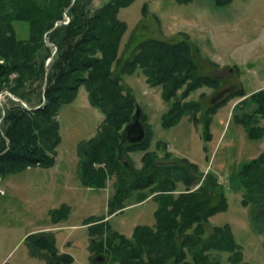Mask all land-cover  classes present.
<instances>
[{"label":"trees","instance_id":"1","mask_svg":"<svg viewBox=\"0 0 264 264\" xmlns=\"http://www.w3.org/2000/svg\"><path fill=\"white\" fill-rule=\"evenodd\" d=\"M133 1L109 0L95 6L93 0H0V93L8 91L6 102L0 100V179L30 166L56 163L62 141L61 107L73 102L85 86L91 104L104 113V120L94 136L77 144L81 182L103 188L117 175L115 193L108 200L109 214L124 211L125 200L135 195L139 202L153 194L158 203L155 224H138L131 236L106 227L108 220L103 217L87 218L90 247L107 256L100 264H219L211 259L214 249L233 252V262L247 264L241 262L242 248L229 223L205 237L210 216L229 208L225 191L215 180L207 181L218 191L219 201H214L207 185L195 188L203 178L197 163L175 157L167 164L155 150H149L144 144L153 138V130L144 111L146 138L139 143L123 142L139 103L133 89L125 85L124 76L140 68L147 82L161 87L162 97L170 103L162 116L163 127H171L189 114L196 124L205 121L207 141L218 109L231 98L249 92L241 87L206 107L201 100L184 101L199 86H221L218 78L201 74L197 47L187 39L148 37L138 43L132 56L122 58L128 23L119 13ZM232 1L215 0L221 6ZM17 22L28 29V35H20ZM252 97L258 105L255 110L235 113L234 118L251 139H262L264 90ZM121 147L123 155L126 150L146 151L143 171L134 179L127 180L126 176L134 175L136 168L134 174L123 175L130 163L121 161ZM164 147L170 156L167 144ZM205 150L209 159L208 145ZM240 179L246 192L244 206L264 198V151L245 161ZM178 182H184L186 189L176 192ZM69 211L70 207L63 204L51 212L58 213L56 222ZM27 239L33 255L44 257L49 264L75 260L72 254L60 251L53 231L31 233Z\"/></svg>","mask_w":264,"mask_h":264},{"label":"rangeland","instance_id":"2","mask_svg":"<svg viewBox=\"0 0 264 264\" xmlns=\"http://www.w3.org/2000/svg\"><path fill=\"white\" fill-rule=\"evenodd\" d=\"M107 1L93 0V3L99 6ZM119 17L128 23L121 46L122 58L132 56L138 43L152 36L171 41L187 39L197 47L201 74L218 78L221 86L218 89L199 86L184 101L201 100L206 107L241 87L249 92L244 97L231 98L218 109L211 124L212 136L207 141L205 121L196 124L189 114L177 124L163 127L162 116L170 103L162 97L161 87L147 82L140 68L134 74L124 76L125 85L135 92L153 130V138L144 145L148 144V149L155 150L167 164L175 157L188 158L200 164L203 178L195 188L207 185L214 199L218 191L207 181L215 180L225 191L229 208L210 216L205 223V237L212 235L218 226L229 223L242 248L241 262L264 264V198L257 204L244 206L242 202L246 192L240 182L242 165L254 147L264 148V139H250L243 124L234 118L235 113L254 111L258 105L252 95L264 90V0H233L223 6L215 0H192L188 3L134 0L121 8ZM21 25L17 22L19 33L24 37L28 35V29ZM131 37L134 38L132 42ZM6 94L8 91L0 93L1 101L6 102ZM103 120L104 113L91 104L88 91L82 86L76 99L61 107L62 141L57 148L56 163L52 166H30L0 179L1 190L6 191L0 195V264H49L44 257L33 255L29 247L28 235L36 233L39 227L43 231H52L53 227L58 230L61 247L69 249L76 259L69 264H100L107 260L102 252L93 251L90 247V231L83 221L109 212L108 199L115 193L117 175L107 180L106 187L85 186L80 180L76 150L80 141L97 133ZM164 144H167L170 156H166ZM207 145L210 149L208 160ZM144 152L138 149L124 152L130 164L124 167L123 175L127 172L134 174V168L137 169L134 175L126 176L127 180L134 179L143 171ZM177 188L176 192L182 191L186 184L178 182ZM152 196L139 202L136 195L127 198L125 202L129 207L109 217L106 227L109 225L113 230L131 236L138 224L154 225L158 203ZM214 201L218 202L219 198ZM64 203L68 204L70 211L59 220L60 223L55 222L58 213L52 214L51 211ZM31 230L33 232L22 239L24 233ZM231 257L235 259L233 252L211 251L212 261L219 264H238ZM166 264L175 263L169 261Z\"/></svg>","mask_w":264,"mask_h":264},{"label":"water","instance_id":"3","mask_svg":"<svg viewBox=\"0 0 264 264\" xmlns=\"http://www.w3.org/2000/svg\"><path fill=\"white\" fill-rule=\"evenodd\" d=\"M147 136V128L144 122V114L142 106L137 103L136 112L133 117V121L127 126L123 142L127 143H139L142 142ZM124 147H121L119 150L120 158L124 162H127L125 156L123 155Z\"/></svg>","mask_w":264,"mask_h":264},{"label":"crops","instance_id":"4","mask_svg":"<svg viewBox=\"0 0 264 264\" xmlns=\"http://www.w3.org/2000/svg\"><path fill=\"white\" fill-rule=\"evenodd\" d=\"M221 138V137H220ZM220 138H219V140H220ZM251 139V138H250ZM262 139H264V137L262 138ZM257 140H261V139H257ZM255 149H253V151H252V153H250V155H249V157H248V160L249 159H252V158H255V157H257L262 151H264V148L263 149H259V148H256V147H254ZM76 149H77V147H76ZM254 150H257V151H254ZM248 152H250V151H248ZM206 160H208V159H206ZM195 163H197V162H195ZM199 165V167L200 168H203L200 164H198ZM206 168H208V167H206ZM240 168V167H239ZM238 181H239V179H237ZM241 182V181H240ZM87 187H89V186H87ZM89 188H92V187H89ZM3 192H4V194L6 193V191H4V190H2ZM109 200V199H108ZM64 204H66V203H64ZM68 205V204H67ZM132 206V205H131ZM127 207H129V203H127ZM126 207V208H127ZM57 208V207H56ZM125 208V209H126ZM123 212V211H122ZM117 214H119V213H121V212H116ZM116 213H113V214H109V213H105L103 216H100V217H103V220H108V222H109V217H111L112 215H115ZM86 220H87V218H85L84 219V221H83V224L84 225H86L88 228H89V224L88 223H85L86 222ZM61 221H59L58 223H60ZM54 224H57V223H54ZM53 224V225H54ZM64 227V226H63ZM64 229V228H63ZM51 230V229H50ZM36 231L37 232H40V231H43L42 229H41V227H39V229H36ZM52 231H54L56 234V240H57V246L59 247V249H60V251L61 252H67V253H69L70 252V250L68 249H63L62 247H61V245H60V243H59V235H58V233H57V231L58 230H56L54 227L52 228ZM62 231V230H61ZM119 231V230H118ZM31 232H33L32 230L31 231H27L26 233H24V235L22 236V239L25 237V236H27L29 233H31ZM64 235V234H63ZM63 238V237H62ZM60 245V246H59ZM71 254V253H70ZM74 257V256H73ZM76 260V259H75Z\"/></svg>","mask_w":264,"mask_h":264}]
</instances>
